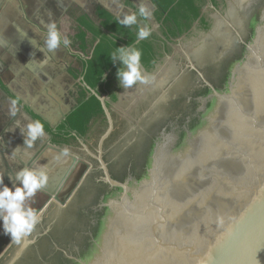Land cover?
Listing matches in <instances>:
<instances>
[{
    "label": "water",
    "instance_id": "1",
    "mask_svg": "<svg viewBox=\"0 0 264 264\" xmlns=\"http://www.w3.org/2000/svg\"><path fill=\"white\" fill-rule=\"evenodd\" d=\"M254 21V33L245 43ZM236 31L237 39H225L218 46L222 52L212 53L217 73L233 47L244 45L226 88L217 92L208 85V94L191 100L196 108L182 127L160 132L146 179L117 184L99 165L122 193L96 212L95 237L77 264H196L206 254L210 264H264V3ZM152 77L155 88L168 72L160 69ZM99 100L107 113L104 98ZM70 159L59 183L38 192L45 198L33 207L39 218L52 204L65 208L89 172L85 164L64 189L83 163L76 156ZM220 219L231 227L230 235L218 226ZM13 242L11 237L0 256Z\"/></svg>",
    "mask_w": 264,
    "mask_h": 264
},
{
    "label": "flooded vegetation",
    "instance_id": "2",
    "mask_svg": "<svg viewBox=\"0 0 264 264\" xmlns=\"http://www.w3.org/2000/svg\"><path fill=\"white\" fill-rule=\"evenodd\" d=\"M221 6L222 11L226 9V5ZM221 6L216 5V8L220 9ZM258 6L255 5V8ZM226 11L221 12L225 18H221L220 21L214 18L205 20L207 29L202 27V33L193 37L192 50L189 51V55L192 64L199 71L193 70L192 74L189 73L188 76L184 77L183 71H179V67H183L184 64L182 61V65H176L178 67H175L173 75H170V71L168 72V77L162 80L160 86L152 88L150 82L145 85V88H142L143 96L140 105L131 104L130 106L127 104L128 102L125 103L124 101L125 105L122 106L128 107L127 115L112 113V122L110 123L104 112L102 120L96 123L94 129L92 128L88 134L85 141L90 146L94 132L96 134L99 130L100 134L102 133L100 139L101 161L106 167L110 180L114 183L124 184L128 182L131 185L134 181L140 183L146 179L151 166L154 141L160 139V132L164 129L168 132L174 125L175 127H182L185 119L196 108L191 100L202 93L208 94L210 92L209 86L217 92L226 88L230 69L235 62L240 60L244 50L242 42L235 45L231 57H228L221 66L219 65L221 70L217 73L213 72L215 65L212 63V53L222 52L218 45L227 38L235 40L239 35L230 24V16L227 15ZM255 18L256 21L258 13H256ZM255 21L251 24L248 35H245V43L250 41L254 33ZM169 45L164 41L163 47L166 53L170 51ZM160 60L159 55H157L153 72L148 76L152 77L162 69L159 68ZM185 60L188 62L187 59ZM226 62H228L227 67ZM208 75L215 79L207 78ZM178 77H182V79H178ZM116 101L121 104L123 100L116 97ZM77 144L80 143L77 142ZM66 147L82 152L83 144L67 145ZM81 155L80 157L77 155V158L84 164L80 163L76 166L64 189L70 187L78 174L85 170V164L90 166V170L67 206L63 209L59 208L58 204H52L50 208L48 207V213L47 210L43 213V215L47 213L45 220L43 219L37 224H42V226L38 229L36 225L31 235L23 238L20 243L14 241L0 256V264H10L14 258L17 259L12 264H33L36 263L35 258H53L54 255L51 253L53 247L55 252L59 251L62 258L68 259L70 264H77V260L86 257L96 233V212H101L103 210L102 205L109 199H118L122 190L110 185L102 167L99 166L96 172L93 170V158ZM97 162L100 165V162ZM79 216L82 217V229L79 235H74L71 249L58 248L60 247L58 242L63 233L68 231L70 225L75 223ZM85 239L87 240L86 247L83 246Z\"/></svg>",
    "mask_w": 264,
    "mask_h": 264
},
{
    "label": "crops",
    "instance_id": "3",
    "mask_svg": "<svg viewBox=\"0 0 264 264\" xmlns=\"http://www.w3.org/2000/svg\"><path fill=\"white\" fill-rule=\"evenodd\" d=\"M144 2L154 12L151 2ZM140 3L141 0H0V173L4 174L3 186L13 191L14 185L22 187L14 174L29 167L46 171L48 183L44 189H52L69 168V156L54 159L66 146H55L52 133L77 106L86 90L79 60L83 55L76 48L78 26L68 13L70 8L78 7L96 23L98 7L122 18L124 13L138 11ZM50 20L56 22L62 37H67L71 44L62 45L54 55L49 54L51 59L42 67L44 53L36 48L44 46L46 24ZM148 21L152 29L153 18ZM23 33H27V38L24 39ZM30 39L36 48L29 43ZM12 100L18 101L19 111L15 117L9 115ZM34 120L44 124L47 135L27 149L21 131L26 132L27 124ZM83 141L77 140L80 144ZM39 194L35 198L43 201L44 196Z\"/></svg>",
    "mask_w": 264,
    "mask_h": 264
},
{
    "label": "trees",
    "instance_id": "4",
    "mask_svg": "<svg viewBox=\"0 0 264 264\" xmlns=\"http://www.w3.org/2000/svg\"><path fill=\"white\" fill-rule=\"evenodd\" d=\"M154 7L153 21L158 25L165 43L173 44L181 35L188 32L193 23L199 21L201 27L207 29L206 21L201 17L200 1L205 0H149ZM217 5L215 0H210ZM138 12V11H135ZM69 15L77 23L76 48L83 55L79 58L82 65L81 75L86 86L81 94L77 106L66 115L64 120L53 131V144L55 146H77V140H87L92 128L104 117V110L99 97L107 95L112 102L116 95L110 92L113 77L121 69L122 62L112 60V55L120 47L135 46L142 52L141 64L151 68L155 63L157 50L153 41L148 39L138 40L140 25L124 27L119 19L102 7L96 9V23L83 13L78 7H71ZM147 23L151 28L150 21ZM95 91V94H90ZM106 102V107H109ZM72 134H75L74 136ZM94 217V216H93ZM92 217V218H93ZM82 217L70 225L58 242V248L71 249L74 235H79L82 229ZM86 232V231H84ZM86 247L87 240H84ZM53 258H35L33 264H70L62 254L51 251ZM43 254V253H41Z\"/></svg>",
    "mask_w": 264,
    "mask_h": 264
},
{
    "label": "clouds",
    "instance_id": "5",
    "mask_svg": "<svg viewBox=\"0 0 264 264\" xmlns=\"http://www.w3.org/2000/svg\"><path fill=\"white\" fill-rule=\"evenodd\" d=\"M118 6L123 8V5ZM152 18V9L144 0H141L138 12L124 13L122 18L118 19L124 27L140 25L137 34L138 40H146L152 35V31L147 23L141 24V21H148ZM46 30L43 47L36 48L32 40H29L30 44L44 53L45 58L40 62L42 67L47 66L48 61L51 59L49 54L54 55L61 49L62 45L67 47L71 44L67 37H62L54 20H50L46 24ZM23 36L24 39L27 38V33H23ZM31 55L34 56L35 53H31ZM111 58L114 62L121 61L124 66L118 70L117 78L120 86L126 90L138 83L147 85L154 79V77L144 74L141 64L142 52L135 46L117 48ZM17 105V100L10 102L9 115L11 117L17 115L19 111ZM21 132L25 136L24 143L27 149L33 148L38 139H44L47 135L44 124L40 120L30 121L27 124L26 132ZM70 155V149L66 147L54 159L59 160L61 156L68 157ZM3 176L4 174L0 173V188H2L0 190V218L3 219L4 231L6 234L11 235L12 242L20 243L23 238L31 235L40 222L38 212L30 206V203H35L36 194L47 186L48 175L46 171L24 167L14 174L15 180L22 185V187L14 185V191L7 186H3ZM218 226L224 228L225 233L231 234V227L225 228L223 219L218 221ZM211 259L212 257L206 254L205 257L198 259L196 264H210Z\"/></svg>",
    "mask_w": 264,
    "mask_h": 264
},
{
    "label": "rangeland",
    "instance_id": "6",
    "mask_svg": "<svg viewBox=\"0 0 264 264\" xmlns=\"http://www.w3.org/2000/svg\"><path fill=\"white\" fill-rule=\"evenodd\" d=\"M215 2L217 3L218 6H221L223 4L226 5V9L223 11L225 12L228 9L226 13L227 15L230 16V24L235 29H237L260 5L264 3V0H215ZM199 5L201 8V15L204 20H207L208 18H214L217 20L219 19L218 21H220L221 18L223 19L225 18V16L221 14V12H223L221 10L222 6L220 9H218L216 8L215 5L212 4L210 0L200 1ZM255 5H259V6L255 8ZM151 31H152V35L148 38V40L153 41L155 48L157 50V54L159 55V59H161L159 61V65H160L159 68H162L163 70L167 72L170 71V75H173L175 67H178L176 65H182L184 63L182 65L183 67H179V71H183L184 77L188 76L189 73H191L196 68V67H194V69L192 68L193 64L190 60L189 51L192 50L191 43L193 41L194 35L202 33V27L200 23L198 22L193 23V25L191 26L188 32L184 33L183 36L179 40H176L173 44L169 45L170 51L167 53L163 47L164 41L158 29V25L156 26V24L154 23V26L151 29ZM185 59H187L188 62H186ZM142 69L144 71V74L148 75L151 72H153L154 66H152L151 68H145L142 66ZM142 88H145V85L138 83L137 85H134L132 88H129L126 90L120 86V82L117 78V75L113 77V83H112L110 92L115 94L117 98L118 97L119 99L121 98V100L123 101H121L122 103L120 104L119 102L117 103V101L112 102L107 95L102 96L105 100L104 102L105 103L107 102L110 104L109 107H106L107 113H105V116L108 119L109 123L112 122L111 121L112 113H115L116 115H124V114L127 115L126 110L128 109V107H123L122 105H125L126 102H128L127 103L128 105L129 104L131 105L134 99L138 98L139 94L142 93L141 92L143 90ZM131 98L133 99L132 102H131ZM69 105H71V103ZM101 137H102V133L100 134L99 130L96 132V134L94 132V135L92 136V139L90 141V146H88L86 144V141L84 140L83 143H81L83 144V147H81L82 152H79L77 149H73V150L70 149L71 155L76 156V157L78 155L80 157L82 156L81 154H83L84 156L86 155V157L88 158H91V159L93 158L94 160L93 170L95 171L99 166L97 161H99L100 164L102 163L101 156H100L102 154V149L100 148ZM70 163H71V159L69 156V165ZM37 194L38 196L40 195L39 193ZM39 199H40L39 197L35 198V202L39 201ZM34 205L35 203H30L31 207H34ZM51 206L52 205H50L49 208ZM48 209H47V213L49 211ZM47 213L40 216V221L43 219L45 220ZM39 226L40 225H37V228ZM10 238H11V235L5 233L3 222L0 220V253L5 247L6 243L9 242Z\"/></svg>",
    "mask_w": 264,
    "mask_h": 264
},
{
    "label": "bare ground",
    "instance_id": "7",
    "mask_svg": "<svg viewBox=\"0 0 264 264\" xmlns=\"http://www.w3.org/2000/svg\"><path fill=\"white\" fill-rule=\"evenodd\" d=\"M163 79V78H162ZM162 79H159L158 80V82H156V84H155V88L156 87H158V86H160L161 85V83H162ZM150 84H152V83H150ZM120 100V99H119ZM132 101H133V99H132ZM140 100H139V98H135L134 99V101L131 103L132 105H134V106H136V105H140ZM131 106V105H130ZM118 120V119H117ZM2 249V248H1Z\"/></svg>",
    "mask_w": 264,
    "mask_h": 264
}]
</instances>
